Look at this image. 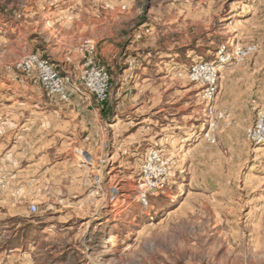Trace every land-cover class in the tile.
<instances>
[{"label": "rangeland", "instance_id": "obj_1", "mask_svg": "<svg viewBox=\"0 0 264 264\" xmlns=\"http://www.w3.org/2000/svg\"><path fill=\"white\" fill-rule=\"evenodd\" d=\"M73 96L120 111L121 142L29 136L48 169L0 165V264H264V0H0V133Z\"/></svg>", "mask_w": 264, "mask_h": 264}, {"label": "crops", "instance_id": "obj_2", "mask_svg": "<svg viewBox=\"0 0 264 264\" xmlns=\"http://www.w3.org/2000/svg\"><path fill=\"white\" fill-rule=\"evenodd\" d=\"M65 59V53H62L59 62L63 64ZM25 99L31 103V108L22 107L23 111L13 120V126L0 133V165L6 164L14 170L21 168L16 176L31 168L48 169L45 163L47 147L43 143H31L29 136H68V139L81 143L84 152L96 154L105 144L109 149L111 142H121L117 125L123 115L114 107L111 111V103L99 106L93 98L80 96H73L67 102ZM33 152L38 154L37 157L32 155Z\"/></svg>", "mask_w": 264, "mask_h": 264}, {"label": "built area", "instance_id": "obj_3", "mask_svg": "<svg viewBox=\"0 0 264 264\" xmlns=\"http://www.w3.org/2000/svg\"><path fill=\"white\" fill-rule=\"evenodd\" d=\"M37 63V67L39 68V79L42 81L44 86L50 89L52 93H58L62 98H66V93L64 91V78L52 69V67L48 64L46 60L39 59L36 55L29 56L26 60L22 62L24 69H31L33 64ZM84 85L90 91L95 92L99 97L104 95V92L107 88L108 84V75L103 69H91L89 72H84ZM264 127V123L261 124ZM264 135H259L257 137V141H263ZM30 210L34 212L36 210L35 205L30 206Z\"/></svg>", "mask_w": 264, "mask_h": 264}]
</instances>
